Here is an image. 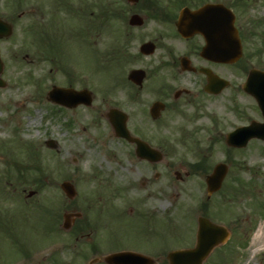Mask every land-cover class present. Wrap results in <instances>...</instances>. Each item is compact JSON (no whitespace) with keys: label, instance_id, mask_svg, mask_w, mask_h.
<instances>
[{"label":"rangeland","instance_id":"obj_1","mask_svg":"<svg viewBox=\"0 0 264 264\" xmlns=\"http://www.w3.org/2000/svg\"><path fill=\"white\" fill-rule=\"evenodd\" d=\"M80 1L86 5L81 25L90 27L89 33H84L74 44V38L59 25L60 29L53 35L58 51L50 54L51 58L43 54L48 49L39 39L41 33L19 34L15 23L12 34L0 41L3 63L0 76L6 82L0 87V264H106L101 258L118 247L111 248L100 237L99 249L92 250L91 241L62 228V213L70 210L73 202L67 203L59 184L64 179L73 182L77 200L79 178H88L96 163L106 161L103 156L114 151L115 138L104 116L108 106L127 111L128 126L133 130L137 124L151 120L149 105L158 98L160 86L171 83L169 70L155 68L161 56L159 47L147 57H139L137 52L143 40L171 30L170 24L146 19L140 26H131L127 20L133 10L127 7L124 12L112 11L113 15L101 13L104 3L114 2L111 7L125 6V0ZM31 3L38 7L35 17L38 25L50 32L51 4L48 0H31ZM18 10L17 0H0L1 14L15 16ZM246 10L249 19L259 21L258 28L263 32L264 0H248ZM30 18L26 15L22 22L31 25ZM63 18L61 14V25ZM37 27L35 31L40 29ZM120 45L138 56L109 62L105 52ZM260 48L264 59V47ZM251 50L244 47L243 58L257 61L256 57H249ZM136 66L144 67L147 77L143 88L131 99L129 95L136 89L126 74ZM175 73L192 87L188 80L192 75ZM117 80L122 84L115 85ZM73 81L77 88L87 87L92 91L91 106L67 109L47 99L52 84L67 85ZM204 103L206 112L199 110L187 128L195 130L192 138V134L184 137L187 135L184 130L183 133L169 128L163 133L167 141L173 140L172 144H166L167 159L172 156L176 162L198 159L199 148L208 145L210 134L215 142L206 151V166L211 170L219 161L230 163L221 188L210 196L209 205L206 203V213L213 221L226 225L231 236L225 244L214 248L204 264H264V237H259L264 231V140L251 139L243 148H231L224 142L228 130L238 123L260 119V113L249 95L241 102L245 106L242 118L223 112L219 101L213 105V114L209 111V101ZM36 109L40 110V116L28 124L37 116ZM215 119H219L218 129ZM184 121L181 123H189ZM49 138L57 142L56 149L46 145ZM37 177L44 181L42 185L37 186ZM167 177L175 181L171 173ZM200 181L199 176L188 177L177 184L190 191L179 195L173 189L168 191L166 216L161 224V244L166 252L194 244L201 202L207 200L205 190L203 193L197 190ZM30 190L35 193L26 196ZM119 241L131 248H147L144 241L131 235L121 236ZM164 253L155 264H167ZM94 257L97 261L89 263Z\"/></svg>","mask_w":264,"mask_h":264},{"label":"flooded vegetation","instance_id":"obj_2","mask_svg":"<svg viewBox=\"0 0 264 264\" xmlns=\"http://www.w3.org/2000/svg\"><path fill=\"white\" fill-rule=\"evenodd\" d=\"M48 1L51 4L50 32L49 29L47 31V27L38 25L39 22L35 19L38 7L34 6L31 0H17L19 10L15 16L11 13L0 14V16L11 25L15 23L19 34L27 33L28 35L36 26H41L42 31L48 34V40L52 44L55 43L53 36L55 30H59L62 26L74 38L73 42L77 43L79 37L82 39L87 31L81 25L82 18L86 14V5L80 0ZM247 1L175 0L173 3L165 4L166 7L157 14L145 10V0H138L131 6L132 9L142 11L146 19L161 20V23L171 25V30L159 32L152 39L156 49L159 47L161 50V56L155 68L159 70L166 68L170 71L171 83L162 84L157 93L158 99L164 102V109L160 116L137 124L132 131L150 146L161 150L163 155L153 162L148 158L137 156L134 142L113 134L115 138L114 151L105 158L103 156L106 161L96 163L97 166L92 169L89 174L90 177L82 176L79 178L77 181L78 199L76 200V196L73 199H67L68 204L73 202L69 211L79 212V216L74 218L69 229L72 231L71 234L85 237L95 247L99 246L100 237H103L108 245H111L119 240V237L131 235L144 241L147 245V248L134 250L151 255L155 259L161 258L165 252V248L161 245L163 235L161 224L166 216L168 191L173 189L176 195L182 191H190L182 186L178 187L177 182H183L188 177L199 176L201 181L197 190L203 193L205 189L204 179L208 169L201 166V162L190 161L189 158L177 162L173 160V156L167 159L166 144H172L173 140L167 141L168 137L163 134L164 131L169 130V128L176 130V132L184 130L187 131V135L184 137H189L195 130L187 128L191 127L190 122L198 115L199 110L205 111L204 102L207 103V101H209V111L211 110L212 114L214 113L213 105L219 101L218 106L223 107V112L233 113L238 118H242L245 106L241 102L247 95L244 89V81L248 73L247 61L240 59L230 64L205 59L200 55V50L205 43L202 34L194 32L188 36H182L175 27L176 19L183 7L197 9L206 3H219L221 6L218 10L211 13L212 17L218 19L216 29L222 31L224 19L227 16L226 10H232L242 48L249 47L252 50L259 48L261 52L260 47H264V31L259 30L258 21L247 17ZM61 14L64 16L62 25L60 23ZM26 15L28 18L33 16L30 18L32 20L31 25L22 22ZM20 20L21 22L18 24ZM97 20L96 17L95 23ZM95 34L98 35L97 32ZM94 41L96 42V40ZM158 41L160 46H158ZM221 44L222 40L220 39L218 45L222 46ZM223 49H226V46ZM139 57L144 56L139 55ZM182 62L185 63L186 69H182ZM257 67L264 70V59L257 61ZM203 68L211 69L219 77L226 80L225 88L217 94L206 92L204 89L206 75L202 72ZM174 70L177 74L192 75V78H188L192 87H189L188 83H183L182 79L175 75ZM82 106L79 104L66 108L75 109ZM184 120L189 121V123H181ZM203 156L206 158L207 154L203 152ZM170 173L175 181L171 177H167ZM168 182L170 183L168 184ZM202 212L205 213L206 209L203 208Z\"/></svg>","mask_w":264,"mask_h":264},{"label":"water","instance_id":"obj_3","mask_svg":"<svg viewBox=\"0 0 264 264\" xmlns=\"http://www.w3.org/2000/svg\"><path fill=\"white\" fill-rule=\"evenodd\" d=\"M135 1V0H129ZM213 9H207V6L197 11H190L185 9L182 11L179 21L177 22L178 30L183 34L187 31H199L202 32L206 44L203 47L201 54L209 59L216 61H234L241 55V48L238 39L237 32L233 26L232 18H225V23L227 26L224 37L230 42V50L219 51L212 47L213 39H216V35L211 33V26L216 27L218 19L211 16ZM143 20L138 14H132L129 18L130 24H142ZM189 24H186L188 23ZM200 22L207 24L206 26L201 25ZM210 22V23H209ZM209 23V24H208ZM11 33L10 25L0 20V37L7 36ZM215 35V36H214ZM153 45L148 42L141 46V50L145 53H150L153 51ZM1 61H0V72H1ZM205 73L208 79V89L216 91L217 88H221L223 83L220 79L208 69H205ZM145 73L141 69H132L128 76L135 83L141 84ZM253 76L249 77V85L253 81ZM255 80V79H254ZM260 80L264 85V77H260ZM258 82V81H257ZM219 83V84H218ZM218 84V85H217ZM253 85L255 83H252ZM4 85V81L0 78V86ZM257 98L262 108L264 115V87L260 90L258 86H250L248 89ZM68 91L61 88L54 87L51 92H49L51 98L66 102L68 105L75 104L78 101L84 100L87 103L90 101L88 95L84 97H71L70 100H62L60 93ZM55 93V94H54ZM77 98V99H76ZM76 99V100H75ZM162 108V104L159 102H154L151 106V111L153 115L159 114V110ZM109 118L112 122L115 132L118 135L125 136L128 139L134 140L136 142L137 153L142 156L150 157L152 160L157 159L160 154L158 151L148 148V146L141 140L131 137L125 127L126 115L117 109H111L108 113ZM251 137H259L264 139V122L251 121L247 126H241L236 128L227 134L226 142L228 145L232 146H243ZM49 145L56 146L54 142L49 141ZM228 166L224 163H218L215 165L211 174L206 178L208 195L211 192L217 190L222 183V180L227 172ZM61 187L64 192L72 197L74 196V188L68 182H62ZM70 214L64 213V226L69 225ZM228 237V231L221 225L211 222L208 218L199 216L198 217V228L196 233L195 245L191 248L176 249L169 251L167 253L168 264H203L204 259L210 253L212 248L220 243H223ZM109 264H153L154 260L149 257L143 256L141 254L125 251L112 253L105 257L104 259Z\"/></svg>","mask_w":264,"mask_h":264},{"label":"bare ground","instance_id":"obj_4","mask_svg":"<svg viewBox=\"0 0 264 264\" xmlns=\"http://www.w3.org/2000/svg\"><path fill=\"white\" fill-rule=\"evenodd\" d=\"M1 103V102H0ZM15 104H18V103H15ZM37 111V116L36 117H33L32 119H30L29 121H28V124H32V123H34L36 120H37V118H38V116H40V110L39 109H36ZM259 237L260 238H263L264 237V231H262L260 234H259Z\"/></svg>","mask_w":264,"mask_h":264}]
</instances>
